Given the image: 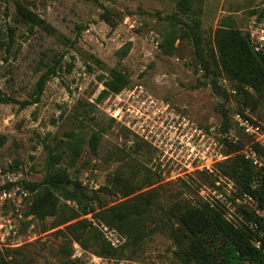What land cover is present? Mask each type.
Segmentation results:
<instances>
[{"label":"rangeland","instance_id":"obj_1","mask_svg":"<svg viewBox=\"0 0 264 264\" xmlns=\"http://www.w3.org/2000/svg\"><path fill=\"white\" fill-rule=\"evenodd\" d=\"M17 2L46 20L54 33L19 24ZM192 8L200 13L206 55L221 25L249 34L264 50V0H192ZM178 13L177 0L0 1V89L14 100L0 104V249L20 250L9 260L61 264L58 250L66 245V225L52 229L56 217L28 216L34 197L30 186L45 178L52 153L63 158L57 167L68 172L70 190L81 184L111 207L127 198L99 190L119 174L141 186L136 195L154 203L158 221L151 227L157 229L141 246H125L116 229L99 226L92 214L81 218L93 221L120 250L107 258L74 242L71 258L81 264H184L175 255V222L165 217L186 200L224 208L231 223L249 227L240 209L248 207L251 195L225 174L224 165L237 154L245 157L253 145L236 115L264 125V101L255 110L239 105L224 76L218 81L228 97L217 95L190 41L177 40L172 54L162 50ZM114 70L129 82L118 93L105 86ZM223 109L229 111L227 132L222 131ZM227 142L244 146L230 154ZM71 145L79 149L76 158ZM8 174H15L17 183Z\"/></svg>","mask_w":264,"mask_h":264},{"label":"trees","instance_id":"obj_2","mask_svg":"<svg viewBox=\"0 0 264 264\" xmlns=\"http://www.w3.org/2000/svg\"><path fill=\"white\" fill-rule=\"evenodd\" d=\"M1 1V0H0ZM178 14L170 20L171 28L166 31L164 42L161 45L166 54H172L177 40H188L192 43L196 60L205 71L211 75L210 84L214 92L227 98L228 93L219 86L218 79L225 77L237 93L239 105L252 107L253 110L264 101V56L255 51L249 34L226 25H221L214 35V47L211 54L206 55L201 33L200 13L192 8V0H177ZM16 21L31 30L40 28L48 33H54V28L37 13L23 5L16 3ZM130 46L121 50L125 57ZM45 74L39 82V94L42 93L46 79ZM112 79L105 82L106 88L114 93L120 92L129 82L121 73L114 70ZM107 94L103 91L101 99ZM14 102L0 89V104ZM223 132L229 130V111L223 109ZM98 136L91 138V148L97 151ZM229 153L240 152L244 144L227 142ZM257 149L259 147L255 146ZM73 157L79 156L77 146H70ZM63 160L62 156L52 153L49 170L40 183L31 184L34 192L32 205L28 216L43 220L47 217H56L52 229L66 225V245L60 246L58 253L61 264H81L80 260H73L72 245L78 243L85 251L98 256L113 258L119 256L120 250L115 248L106 239L99 228L105 225L116 229L124 239L125 246H141L145 239L156 229H152L157 216L153 214L154 203L145 199V195L137 194L141 186L136 188L132 179L114 175L108 184L101 190L103 193H116L127 198L126 202L106 207L100 198L88 194L81 184L75 183V189L70 190L67 185L72 182L68 172L57 165ZM225 174L230 176L239 189L254 199L260 201V209L264 210V174L244 156L237 154L230 162L224 165ZM135 169V168H134ZM134 174L138 172L133 170ZM257 186H256V184ZM254 186L256 188H254ZM60 197L64 198L61 203ZM67 202H73L76 208H71ZM183 205L166 215L167 220H174L171 228L172 239L178 247L175 255L184 264H264V217L255 215L250 206L241 208L243 219L250 223H257L259 231L250 229L243 222L235 225L225 217V209L214 207L206 202L193 203L186 200ZM99 223L88 219H81L91 215ZM162 216L161 222L165 221ZM81 219V220H80ZM63 233V232H62ZM260 241L258 249L255 242ZM15 252L20 250L0 249V264H19L13 259L9 260Z\"/></svg>","mask_w":264,"mask_h":264},{"label":"built area","instance_id":"obj_3","mask_svg":"<svg viewBox=\"0 0 264 264\" xmlns=\"http://www.w3.org/2000/svg\"><path fill=\"white\" fill-rule=\"evenodd\" d=\"M253 44V42H252ZM254 49L256 52L261 53L264 56V50L262 47L254 46ZM236 121L239 125V127L251 138H253V145L246 148L244 151L245 158L249 160L255 167H258L261 169L262 173L264 174V125L260 123H254L248 120L247 118L241 116L240 114L236 115ZM259 147L258 149L255 147ZM5 176V175H4ZM6 177L9 179V181L13 184L17 183L18 178L15 174H8ZM264 198V195H263ZM222 203L227 206L228 200L225 197H220ZM249 203L248 206L251 207V209L254 210L255 215L258 217H264V210L260 209V201L254 199L252 196H249ZM249 228L259 231L260 227L257 223L250 222ZM263 232L259 233L260 237H263ZM255 246L260 249L261 242L257 241L254 243Z\"/></svg>","mask_w":264,"mask_h":264}]
</instances>
